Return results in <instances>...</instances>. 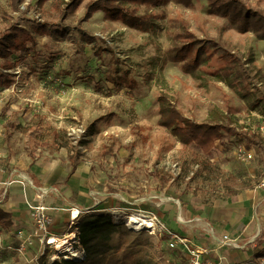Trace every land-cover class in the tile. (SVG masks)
Masks as SVG:
<instances>
[{
  "label": "rangeland",
  "instance_id": "obj_1",
  "mask_svg": "<svg viewBox=\"0 0 264 264\" xmlns=\"http://www.w3.org/2000/svg\"><path fill=\"white\" fill-rule=\"evenodd\" d=\"M54 1L0 0V33L11 25L30 30L32 22L68 27L64 36L35 34L34 53L10 71L0 69L12 80L0 88V156L43 181L59 178L56 186L74 190L68 200L89 207L81 217L109 216L117 230L107 258L123 264H190L189 252L168 249L164 233L129 230L123 219L154 216L184 237V223L176 222H184V213H203L247 190L264 196V40L237 32L210 13L205 0H193L191 7L173 2L137 7L139 15L155 22L146 33L102 12L79 23L90 0L60 21ZM241 1L264 13V0ZM183 32L219 42L240 60L248 78L238 77L233 87L220 81L229 64L212 50L196 75L184 73L167 58ZM83 33L94 41L85 43ZM160 96L196 123L229 125L253 138L224 135L207 156L194 145L183 146L158 124ZM76 172L81 173L73 182ZM63 225L56 228L59 237L68 234ZM8 237L18 244V237ZM188 247L200 249L197 241ZM0 254L6 264H28L1 247Z\"/></svg>",
  "mask_w": 264,
  "mask_h": 264
},
{
  "label": "trees",
  "instance_id": "obj_2",
  "mask_svg": "<svg viewBox=\"0 0 264 264\" xmlns=\"http://www.w3.org/2000/svg\"><path fill=\"white\" fill-rule=\"evenodd\" d=\"M17 1V0H16ZM47 0H37L43 5ZM83 0H55L53 9L60 21L72 15ZM210 13L224 18L239 33H253L258 39L264 40V13L244 4L241 0H205ZM170 2L182 7H191L193 0H90L83 6V16L79 23L86 22L96 12H102L108 20L118 21L124 26L140 32H150L155 29L154 20L147 15H139L137 7H162ZM68 27L46 22H32L30 30L25 27L11 25L0 33V69L10 71L16 63L29 54L34 53L35 34L50 36H64ZM85 43H92L94 38L89 34H82ZM217 54L229 64L227 72H221L220 81L233 87V81L238 77L245 78L244 68L231 52L227 51L219 42L210 39H198L190 33L177 35L174 45L167 52L170 62L180 65L181 70L189 75H196L205 65L212 53ZM15 57V60H13ZM243 71H241V70ZM248 77L246 76L245 79ZM11 76L0 72V88H7L11 84ZM165 96V95H164ZM158 98L159 120L158 124L168 130L171 135L183 146L194 145L203 155H210L215 144L224 135L241 136L246 139L253 135L236 132L229 125L218 123H196L185 118L172 105L168 104L166 97ZM250 141V140H249ZM73 172V170L71 171ZM13 225L11 215L5 212L0 205V234L7 232ZM78 241L84 251L82 260H61L46 263L40 259L39 264H123L119 260L107 258L112 250L110 239L117 230L110 217L105 214L85 216L78 219ZM18 247V246H17ZM182 253V252H179ZM2 256V255H1Z\"/></svg>",
  "mask_w": 264,
  "mask_h": 264
},
{
  "label": "crops",
  "instance_id": "obj_3",
  "mask_svg": "<svg viewBox=\"0 0 264 264\" xmlns=\"http://www.w3.org/2000/svg\"><path fill=\"white\" fill-rule=\"evenodd\" d=\"M78 173L81 172H76V175L74 173L71 181L77 182ZM19 174L27 176L36 186L50 190L41 199L42 202L48 205H55L59 202L58 204L62 205L65 203L72 204L80 210L89 208L79 205L75 201L71 202L68 200L67 195L74 190L67 186L65 189L56 186L55 184L59 178H53L54 176H52L43 181V177H37L24 167L7 161L0 156V205L5 212L11 215L13 221L12 227L5 232L6 235L3 233V237H5L0 243V247L2 251L13 253H17L15 250L19 242L18 244L16 243V246L13 245L11 238L8 236L15 235L17 237L21 230L23 235L32 231V222L24 203V196L31 198L35 194L32 188L24 189L18 183L8 184L18 178ZM59 175L56 174L55 177ZM78 195L82 196V194ZM67 217L68 214L66 212L54 214L52 225L54 234L59 235L61 233L57 229H59L61 224L65 225L67 223ZM176 222L181 225L179 221L176 220ZM184 229L186 232L184 237L191 240V242L197 241L199 248L207 251L206 254L202 255L203 259L207 258L216 261L220 257L221 264H251L249 261H256L257 259L254 260V258H258L264 252V196L259 192L247 190L238 195L234 201L218 203L207 208L203 213L188 217L184 213ZM223 235H226L229 239H235L240 248L234 249L229 246L220 248L219 240ZM35 251V248L28 249L22 260L30 264ZM2 258L5 263H8V259ZM15 259L19 260L18 254ZM22 260L19 261L22 262Z\"/></svg>",
  "mask_w": 264,
  "mask_h": 264
},
{
  "label": "built area",
  "instance_id": "obj_4",
  "mask_svg": "<svg viewBox=\"0 0 264 264\" xmlns=\"http://www.w3.org/2000/svg\"><path fill=\"white\" fill-rule=\"evenodd\" d=\"M11 183H18L20 186L24 187V189L32 188L35 191V194L31 198H27L24 196V203L26 205L33 228L32 231L28 234L23 235V232H19L17 234L19 244L15 251L18 254L19 260L22 259L26 251L30 248L36 249L34 254L35 256L33 257V259H31L30 264H39L40 259H43L46 263L69 259L78 261L82 260L84 258V251L78 241L77 222L80 216L85 213L84 210H80L76 208V206L68 203H65L62 207H59L57 204L48 205L45 202H42L41 199L46 196L50 192V190L48 188L36 186L33 181L25 175L19 174L18 178L12 180L8 184ZM260 185L264 187V180L261 181ZM66 205L67 207H64ZM56 211L66 212L68 214L66 223L68 234L72 235L75 232L72 244L77 249L75 250L74 254L69 251L66 252V254L58 251V249L56 248V242H52L53 240H60L62 238L59 237L60 235H56L52 231L54 214L57 213ZM74 211H77V214L75 216L73 215ZM178 221L180 223H184L180 220V218L178 219ZM152 222L155 227L154 231L157 230L156 233H158L159 235H162V233H164L168 237V249H177L182 253H184V250L189 252L190 264H221L220 257L217 258L216 261H212L207 258L203 259L202 255L207 253V251L204 249H189L188 245L191 244V240L187 239L186 237L180 236L172 232L171 230H168L164 226V224L160 223V221H157L154 216L152 218ZM1 241L2 240L0 236V243ZM219 246L220 248L225 246H229L234 249L240 248L235 239H229L226 235H223L219 240ZM75 256H78V259H72V257ZM0 264H6L1 254ZM251 264H264V256L258 257L257 260L251 262Z\"/></svg>",
  "mask_w": 264,
  "mask_h": 264
},
{
  "label": "bare ground",
  "instance_id": "obj_5",
  "mask_svg": "<svg viewBox=\"0 0 264 264\" xmlns=\"http://www.w3.org/2000/svg\"><path fill=\"white\" fill-rule=\"evenodd\" d=\"M77 214V211L73 212V215L75 216ZM125 226L132 231H149L150 234H154V224L151 219H147L144 216L139 215H128L124 219ZM75 232L70 235L66 234L64 237H62L60 240H53L52 242H56V248L58 251L65 253L66 252H72V254L75 253V250L77 249L71 242L74 239ZM71 250V251H70Z\"/></svg>",
  "mask_w": 264,
  "mask_h": 264
}]
</instances>
